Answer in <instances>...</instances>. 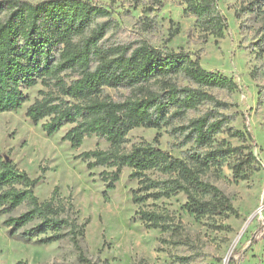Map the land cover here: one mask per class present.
Here are the masks:
<instances>
[{"label":"trees","instance_id":"16d2710c","mask_svg":"<svg viewBox=\"0 0 264 264\" xmlns=\"http://www.w3.org/2000/svg\"><path fill=\"white\" fill-rule=\"evenodd\" d=\"M183 1L185 11L204 30L224 37L227 20L218 0ZM107 15V10L88 0H1L0 112L20 108L27 99L23 88L40 80L47 90L28 106L26 116L34 124L46 119L41 127L48 136L63 124H72L62 139L75 147L93 135L106 140L108 149L88 150L80 158L89 169L113 168L101 174L107 189L115 187L123 168L128 167L130 178L139 184L132 195L134 203L184 193L189 213L239 217L228 196L202 178L210 165L227 162L235 178L246 179L257 163L245 144L252 138L248 126L243 130L231 126L235 113L229 110L236 104L212 92L232 91L237 82L206 70L184 48L158 49L146 41L105 46L107 22L96 20ZM106 88L124 89L128 94L115 99ZM193 112L199 113L190 116ZM174 122L179 124L171 131L181 139L179 146L190 143L197 150L175 157L154 143L122 148L131 129L160 128ZM222 132L243 144L217 141ZM149 171L161 176L153 178ZM41 179L29 177L0 151V216L8 237L40 244L67 237L78 247L83 225L67 214L72 205L57 197L58 187L48 200L36 197L34 188ZM22 206L26 209L16 214ZM137 214L149 228L176 229L170 216L157 210L143 209Z\"/></svg>","mask_w":264,"mask_h":264},{"label":"rangeland","instance_id":"374dc122","mask_svg":"<svg viewBox=\"0 0 264 264\" xmlns=\"http://www.w3.org/2000/svg\"><path fill=\"white\" fill-rule=\"evenodd\" d=\"M88 1L108 11L96 20L107 22L102 40L105 46L146 41L158 49L184 48L193 58L198 57L206 70L237 82L232 91L212 92L236 104L229 110L235 113L231 126L237 130L248 126L252 138L245 144L257 163L246 179L235 178L227 162L210 165L202 178L228 196L239 217L189 213L184 193L134 203L132 195L139 184L130 178L128 167L123 168L115 187L107 189L101 174L113 168L89 169L80 158L88 150L108 149L106 140L93 135L75 147L62 139L72 124L65 123L48 136L41 127L46 119L34 124L26 116L28 106L47 90L39 80L23 88L27 99L20 108L0 112V151L29 177H42L34 188L40 201L48 200L58 187L57 197L72 205L67 214L83 225V234L78 236V247L67 237L48 244L22 242L8 237L0 216V264H87L82 256L88 264H264V0H218L227 20L222 38L204 30L185 11L183 0ZM105 90L115 99L128 94L124 89ZM178 124L135 127L127 133L122 148L154 143L175 157L197 150L190 143L179 146L181 139L171 131ZM221 139L233 146L243 144L226 132L216 136L217 141ZM148 174L161 176L152 171ZM25 209L20 207L16 214ZM143 209L170 216L175 231L147 227L137 214Z\"/></svg>","mask_w":264,"mask_h":264}]
</instances>
